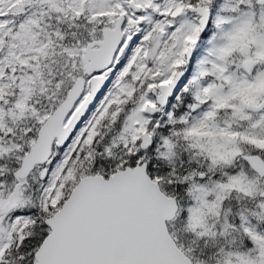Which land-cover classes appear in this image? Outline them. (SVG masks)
<instances>
[{"label": "snow or ice", "instance_id": "6c2138e0", "mask_svg": "<svg viewBox=\"0 0 264 264\" xmlns=\"http://www.w3.org/2000/svg\"><path fill=\"white\" fill-rule=\"evenodd\" d=\"M0 264H264V0H0Z\"/></svg>", "mask_w": 264, "mask_h": 264}]
</instances>
